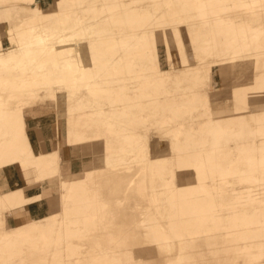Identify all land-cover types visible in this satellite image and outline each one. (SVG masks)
Listing matches in <instances>:
<instances>
[{
  "label": "rangeland",
  "instance_id": "1",
  "mask_svg": "<svg viewBox=\"0 0 264 264\" xmlns=\"http://www.w3.org/2000/svg\"><path fill=\"white\" fill-rule=\"evenodd\" d=\"M6 1L0 0V4L5 6ZM201 1L208 2L206 12L210 18L217 16L221 22H246L251 26L259 22L264 24V0H252L250 8L241 3L243 0ZM16 4V12L23 9L28 12V17L20 22L22 35L28 34L32 25L45 30L54 25L40 16L39 9L44 7L42 1L24 0L23 3V0H17ZM144 7L151 11V20L154 17L161 19L158 8ZM192 8L181 12V18L166 31H157L161 27L156 23L148 30L149 35H141L155 40L150 47L127 48L124 40L131 36L128 35L131 28L107 26L103 20L95 22L93 29H100L105 38H114L111 48L113 51L118 49L115 51L117 56L130 61L134 68L144 70L145 75L137 76L133 70L117 67L115 77H107L94 64L96 76L110 89L104 95H96L91 90L93 93L88 92L90 97L87 93L83 106H77L76 96L60 94L58 87L64 89V86L56 80L52 69L53 73L44 75L48 72L46 67L40 70V75L49 80V86L42 87V79L33 87L34 95L19 94L17 85L23 84L24 80L17 77L15 70L0 63V74L14 83L13 91H1L0 111L22 115L23 125L30 132L29 145L39 137L44 140L52 137L44 144L47 161L43 165L16 147L9 159L15 172L11 185L3 190L0 184V194H6L9 199H14V193H27L22 199V208L12 203L0 204V219L16 216L14 219L22 223L28 219L39 225L48 223L52 230L45 240L34 235V241L27 239L12 247L0 243V264H75L85 262L93 251L102 255V264H131V259L124 253L144 264H168L169 259L175 264L180 253L186 264H264V247L260 244L264 236L257 235L258 221L254 219L248 225L238 222V229L228 232L233 227V214L254 217L255 212L264 210V198L258 193L264 191V186L260 188V183H264V132H258L253 113L240 103L244 84L252 86L255 77L264 72V52L250 60L248 56L255 52L252 47L241 54H234V47L225 52L212 47L205 49L204 45L208 47L213 42L214 27L198 17ZM95 14L98 16L99 12ZM146 26L149 25L143 28ZM176 28L182 29L180 35ZM180 38L184 42L177 49L174 47L176 58H166L162 50L174 46ZM259 41L264 42V30ZM7 42L5 39L0 49L14 48H8ZM116 43H119L118 47H115ZM83 48L70 57L84 58L86 47ZM231 61L232 65L227 63ZM155 66L161 68V75L154 71ZM118 82L125 86L122 95L115 99ZM86 87L91 89L90 85ZM145 87L146 95L129 109L146 119L148 127L129 126L126 117L111 116L112 110L121 108L124 96L133 100L137 90L141 89L139 96ZM255 100V107L264 110V86ZM203 106L207 109L203 110ZM261 117L264 118V111ZM214 119L224 130L237 132L243 122L247 129L245 138L226 135L221 139V148L213 158L215 165L208 160L211 136L204 133L216 122ZM159 120H162V126H150ZM107 127H112L113 131ZM5 128L0 120V141L11 138ZM78 134L83 152L74 155L73 141ZM63 138L67 140V146L64 154L59 155ZM93 151L96 153L87 154ZM103 157L107 158L108 164L102 163ZM177 158L185 159L187 166L176 172ZM223 160L233 164L225 178L221 177L227 166ZM194 164H202L201 169L208 174L203 180L207 192L214 195L217 203L229 205L219 208L217 216L221 219L208 235H186L181 249L178 238L166 229L168 214L175 208L164 191H168L167 182L173 185L177 175L189 178ZM114 167L117 169L112 170ZM247 170L249 176L244 174ZM76 181H81L84 195L78 199L77 207H73V196L80 192L71 187ZM30 189L38 191L30 194ZM47 194L49 207L44 203ZM247 194L253 195L249 200L240 198L233 204L235 197ZM92 197L97 198L96 205L89 201ZM40 201H43L44 209L35 214L27 213L30 205ZM83 213L90 215L91 221H84ZM141 221L144 226L139 225ZM61 224L76 233L57 239ZM155 225L165 228L169 245L165 244L164 238H159L160 245L147 246L157 235L153 231ZM242 230L248 232L250 242ZM67 246L70 248L66 250Z\"/></svg>",
  "mask_w": 264,
  "mask_h": 264
},
{
  "label": "bare ground",
  "instance_id": "2",
  "mask_svg": "<svg viewBox=\"0 0 264 264\" xmlns=\"http://www.w3.org/2000/svg\"><path fill=\"white\" fill-rule=\"evenodd\" d=\"M36 1H42L44 4V7L39 9V13H41L40 16L51 20L54 25L49 30H45L38 25H32L26 35H22L20 22L28 17V12L24 9L16 12L17 0H7L5 6L0 4V23H2L0 25V46L5 39H8V48L14 46L13 49H8L9 51L0 49V63L5 67L15 70L17 77L24 80L23 84L17 85L16 90H18L19 94L34 95L35 89H33V87L42 79L43 80L40 82V84H44L42 87H48L49 80L45 78V76L48 75V73H53V70L56 74V80L64 86V89L58 87L60 94H63L65 97L76 96L78 102L77 106H83L86 95L88 92H91V90L96 95H104L107 94L110 89V87L103 82V79L101 80L96 76L94 64L99 66L103 71V75L107 77L114 78L117 67H122L125 70H133V74L137 76L145 75L144 70L134 68L130 61H124V59H120L117 56L118 54H116L115 51L118 49L113 51L111 48L114 43L113 37L109 36L105 38L100 29L97 30L92 28L95 22L101 20H103L107 26L131 28L128 34L131 36H128L124 40V44L127 48L139 45L149 46L152 45L155 40L153 38L142 37L141 35H149L148 30L153 29V24L160 23L161 28L159 30L156 29L157 31H166L169 25L176 23L181 18V12H186L188 9L194 7L192 9H195L198 17L204 19L206 22H210L214 27L212 45L211 43L208 47H206L207 44L204 45L205 49L212 47L216 51L225 52L229 48L234 47V54H241L244 49H250L252 47L251 49H254L255 52L252 56H248L250 60H253L258 54L264 52V42L259 41V36L264 30V24L262 22L254 26L246 22L237 23L230 20L221 22L217 16H215V18H210L207 15L206 10L208 9V2H202L201 0ZM251 2L252 0L241 1L243 5L249 8ZM145 5H153L158 8L161 13L159 16L161 19L154 17V21H152V13L150 10L146 9V7L143 8ZM96 12H99L100 17L95 14ZM141 23H144V25L140 26ZM146 24L149 26L143 28ZM181 32V28H176L177 35H180ZM229 37H231V39H229ZM87 42H89V45ZM183 42L184 40L180 38L174 46H168L163 49L162 51L166 58H176L177 55H175L174 47L177 49ZM115 45V47H118L119 43ZM83 46L86 47H84L86 49L84 52L85 57L82 59H72L70 56L73 53H80ZM227 63L232 65L233 62ZM45 67L48 69V72L44 74L45 76H42L40 72L43 71ZM154 71H156L158 75L162 73L159 66H155ZM219 72H222V69ZM201 79L204 80L203 77ZM253 83L252 86L246 83L242 87L244 95L241 96L242 99L240 103L253 113L254 119L258 124V132L261 134L264 132V118L256 114L255 97L260 94L264 86V72L259 73L255 77ZM12 84L14 83L8 77L0 74V94L3 89L13 91ZM87 85H90L91 89L87 88ZM124 86L123 82H118L119 91L115 93V99H118V95H122ZM145 89L146 87L140 92L139 96H137V94L141 89L137 90L133 100H128L123 95L125 99L122 100L120 104L121 108L119 110H112L111 116L126 117L129 120V126H132V124H139L148 127L149 123L146 119L136 115L129 109L130 106L138 103L142 96L146 95L147 90ZM88 96L90 97V94ZM110 102L112 103V100H110ZM1 105L2 103L0 102V108ZM206 109L207 107L203 106V110ZM90 119L96 120L93 117ZM0 120L3 122V125L6 126L5 130H9L11 134L9 140L0 141V184L3 186L2 189L5 190L8 187V180L11 181L15 175L14 169L11 168L9 162L10 155L14 152L15 148L20 147L25 150L27 157L35 158L43 165L45 160L47 161L44 156L46 153L44 144L48 143L52 137L45 138V140L39 137L33 145H29L30 132L24 127L23 118L20 113H11L6 110L0 111ZM215 121L213 126H210L204 132L206 135L211 136V139H209V141L211 140V152H209L210 157L208 160L213 161V165H215V160H213V158L221 148L222 138L226 135H238L244 138L247 136L246 123L244 122L242 123L241 129L236 132L224 130L220 127L218 120ZM108 124L110 125L109 121ZM156 125L162 126V120H159L157 123L155 122V124H150L151 127ZM107 129L113 131L112 127H107ZM191 130L189 131V135L192 134ZM62 146L60 145L59 155L64 154V148L66 150L67 140L65 138H63ZM262 149H264V147H262ZM72 151L74 155L83 152L79 134L77 137L75 136ZM94 152L95 151L88 152L87 154H94ZM105 157L102 158V163L106 165L108 162ZM223 161L226 162L227 166L225 165L226 171L222 173L221 177L225 178L230 170H232L233 164L226 160ZM201 165L202 164H194L193 174L189 178L184 179L177 175L173 185L167 182L166 187L168 191H164L165 197L175 208L173 212L168 214L166 229L170 230L173 235L178 238V245L181 249H183V239L186 235L190 237H196L198 234L208 235L221 219L217 216L219 208L229 205L226 202L223 204L217 203L214 199V195L207 192V188L203 185V180L208 174L202 170L203 168L201 169ZM110 166L112 167V165ZM185 166H187V161L177 158L174 164L176 172ZM115 169L117 168H112V170ZM244 174L249 176V171H244ZM260 185V188H262L264 183H260ZM71 187L77 188L80 191L73 196V207H77L79 203L78 199L84 195V189L81 181L74 182ZM258 193L264 198V191L260 190ZM26 194V192L14 193L12 194L15 196L14 199H9L6 194H0V204L12 203L22 208V199ZM252 195L253 194H247L242 197L237 196L234 198L233 204L238 203L240 198L249 200ZM47 196L48 194L45 195L44 203L48 204L47 206L49 207V200L46 201ZM47 199H49V197ZM89 201L95 205L98 203L96 197H92ZM253 215L255 218L248 214H244L241 217H239L238 214H233L231 217L233 227H231L228 232L237 230L238 222H241L243 225H248L255 219L259 222L257 235L264 236V210L255 212ZM14 218L17 219L16 216H14ZM14 218L9 216L5 220L0 219V243H2L4 247H12L27 239L34 241V238H32L34 235L45 240L52 230L50 224H36L30 221L28 216V220L25 223L19 222ZM82 218L84 221H91L90 215H86L85 213L82 214ZM139 225L144 226L145 224L141 221ZM153 231L157 235L154 236L155 240L147 243L149 248L150 246L160 245L161 242L159 238H164L165 244H170L164 227L155 225ZM58 232L57 239L63 235L72 236L76 233V230H71L64 224H61ZM242 234L246 236L247 240L250 242L248 232L242 230ZM145 236L147 235L145 234ZM260 244L261 248H263L264 241L260 240ZM68 248L70 247L67 246L66 250ZM181 249L179 252H182ZM124 254L131 259V264H144L140 259L134 261V256H129V253ZM177 258L178 260L175 261V264H186L182 253H180ZM103 260L104 258L102 255L93 251L89 259L85 260V262L80 261L75 264H91L94 262L102 264ZM167 262L168 264H174L170 259L167 260Z\"/></svg>",
  "mask_w": 264,
  "mask_h": 264
},
{
  "label": "crops",
  "instance_id": "3",
  "mask_svg": "<svg viewBox=\"0 0 264 264\" xmlns=\"http://www.w3.org/2000/svg\"><path fill=\"white\" fill-rule=\"evenodd\" d=\"M262 111H264L263 108H258L257 109V115L261 116ZM10 185H11V181L8 180L7 186L10 187ZM36 191H38V190H36V189H30V192L29 193L30 194H33V193H36ZM41 193H42V191H41ZM42 205H43L42 202L34 203V204L30 205L29 209L27 210V213H29V214L30 213L31 214L32 213L33 214L39 213L41 211V209H44L43 208L44 206H42ZM40 206H42V207H40Z\"/></svg>",
  "mask_w": 264,
  "mask_h": 264
}]
</instances>
